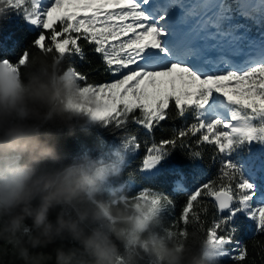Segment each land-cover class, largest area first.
<instances>
[{"label":"snow or ice","instance_id":"1","mask_svg":"<svg viewBox=\"0 0 264 264\" xmlns=\"http://www.w3.org/2000/svg\"><path fill=\"white\" fill-rule=\"evenodd\" d=\"M11 10L38 33L32 48L54 53L60 62L73 55L84 60L85 44L101 55L107 81L91 82L68 67L91 119L117 129L132 122L151 134L170 118L171 108L178 117L191 114L194 122L147 147L143 179L177 178L174 190L186 193L179 217L185 226L191 216L202 230L197 209L203 198H212L221 217L204 234L212 245L211 264L225 257L244 262L247 250L235 239L234 219L243 214L254 233L264 234V164L258 181L236 158L254 144L264 154V0H0V15ZM28 55L26 49L18 60L0 64L19 71ZM197 134V149L211 146V159H219L215 179L199 186L202 172L186 173L171 160L186 147L193 163L201 160L203 151L188 144ZM123 146L136 152L141 144L130 135ZM131 198L152 205L158 217L175 204L152 187ZM186 230L175 231L182 236Z\"/></svg>","mask_w":264,"mask_h":264},{"label":"clouds","instance_id":"2","mask_svg":"<svg viewBox=\"0 0 264 264\" xmlns=\"http://www.w3.org/2000/svg\"><path fill=\"white\" fill-rule=\"evenodd\" d=\"M82 105L54 53L30 50L19 71L0 64V264H211L204 235H179L113 185L122 157L60 163L54 129L90 118Z\"/></svg>","mask_w":264,"mask_h":264},{"label":"trees","instance_id":"3","mask_svg":"<svg viewBox=\"0 0 264 264\" xmlns=\"http://www.w3.org/2000/svg\"><path fill=\"white\" fill-rule=\"evenodd\" d=\"M33 29L15 10L0 15V44L3 45L0 48V59L8 58L15 61L19 59L26 49L28 51L34 49L31 45L38 33ZM9 36L11 37L10 40L8 39ZM92 48V45L85 44L84 60L73 55L62 59L61 64L65 69L73 66L82 74H87L91 82L107 81L110 76L105 70L102 57L92 51ZM185 121L190 124L194 122V119L191 114H186L185 117H178L175 109L171 108L170 118L162 121L149 134L147 130L132 122H129L124 128L117 129L103 121H92L90 118H85L78 122L72 130L67 127L58 130L54 129L60 163L70 165L85 157L100 162H112L122 157V172L119 178L112 182L113 185H118L122 189L126 188L129 198L143 187H152L154 190L164 192L175 201L173 206H170L162 213L161 217L165 224L172 230H181L187 227L189 231H197L204 235L207 228L221 217L214 200L212 198H203L202 206L197 209L200 212L202 230L200 225L191 222V216L189 225L185 226L179 220V217L182 213V206L186 203V193L174 190V181L177 178L169 177L167 181L147 182L143 179L145 176L144 172L140 170L142 159L147 154V147H150L153 141L159 142L161 139L171 138L174 135V130L184 126ZM130 135H136L138 142L141 144V147L136 152L126 150L123 146V139ZM198 136L199 134L190 136L188 144L193 150L203 151L201 160L193 163L186 155L189 151L187 147L183 150L177 148L171 156V160L180 165L186 173L194 169L203 173L195 181V186H199V184L208 180H214L219 168V159L217 158L215 162L211 159V146L201 145L197 149L196 140ZM236 158L245 165L246 169L256 170L255 179L260 180L262 175L261 166L264 164V154L261 152L260 145L254 144L251 148L242 149L241 155L236 156ZM189 187H193L192 181L189 182ZM227 214V212H224L222 215L226 216ZM174 223L176 226L172 227ZM233 223L238 226L235 239L241 241L247 250L245 261L239 262V264H264V234L254 233L252 231L253 225L247 221L243 214H238ZM45 251L48 252L50 249H45ZM215 264H237V262L225 257L215 262Z\"/></svg>","mask_w":264,"mask_h":264},{"label":"rangeland","instance_id":"4","mask_svg":"<svg viewBox=\"0 0 264 264\" xmlns=\"http://www.w3.org/2000/svg\"><path fill=\"white\" fill-rule=\"evenodd\" d=\"M32 28H34V26H31ZM91 119V118H90ZM92 121H95V120H93V119H91ZM253 173H254V177L257 175V172H256V170L254 171L253 170ZM258 195H259V193H258Z\"/></svg>","mask_w":264,"mask_h":264},{"label":"water","instance_id":"5","mask_svg":"<svg viewBox=\"0 0 264 264\" xmlns=\"http://www.w3.org/2000/svg\"><path fill=\"white\" fill-rule=\"evenodd\" d=\"M144 175H147V173H144Z\"/></svg>","mask_w":264,"mask_h":264},{"label":"bare ground","instance_id":"6","mask_svg":"<svg viewBox=\"0 0 264 264\" xmlns=\"http://www.w3.org/2000/svg\"><path fill=\"white\" fill-rule=\"evenodd\" d=\"M146 6H148V5H146Z\"/></svg>","mask_w":264,"mask_h":264}]
</instances>
